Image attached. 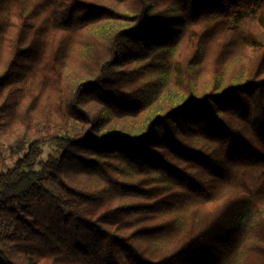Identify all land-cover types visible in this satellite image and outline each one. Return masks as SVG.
<instances>
[{"label":"trees","instance_id":"1","mask_svg":"<svg viewBox=\"0 0 264 264\" xmlns=\"http://www.w3.org/2000/svg\"><path fill=\"white\" fill-rule=\"evenodd\" d=\"M0 143V264H264V0H0Z\"/></svg>","mask_w":264,"mask_h":264},{"label":"rangeland","instance_id":"2","mask_svg":"<svg viewBox=\"0 0 264 264\" xmlns=\"http://www.w3.org/2000/svg\"><path fill=\"white\" fill-rule=\"evenodd\" d=\"M53 147H45L42 159H46L49 154H55ZM22 152L12 153L4 144L0 143V173L12 168L14 162L22 156Z\"/></svg>","mask_w":264,"mask_h":264}]
</instances>
